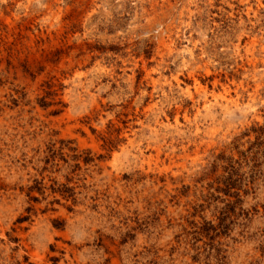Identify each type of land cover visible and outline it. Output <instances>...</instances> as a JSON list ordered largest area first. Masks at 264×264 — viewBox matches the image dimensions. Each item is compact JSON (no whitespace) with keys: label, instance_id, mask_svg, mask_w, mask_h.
I'll return each instance as SVG.
<instances>
[{"label":"rangeland","instance_id":"374dc122","mask_svg":"<svg viewBox=\"0 0 264 264\" xmlns=\"http://www.w3.org/2000/svg\"><path fill=\"white\" fill-rule=\"evenodd\" d=\"M0 264H264V0H0Z\"/></svg>","mask_w":264,"mask_h":264}]
</instances>
